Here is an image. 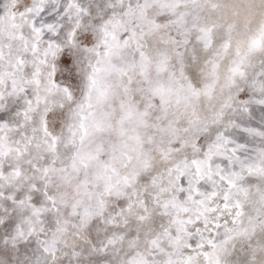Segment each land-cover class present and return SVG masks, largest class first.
<instances>
[{
  "label": "snow or ice",
  "instance_id": "snow-or-ice-1",
  "mask_svg": "<svg viewBox=\"0 0 264 264\" xmlns=\"http://www.w3.org/2000/svg\"><path fill=\"white\" fill-rule=\"evenodd\" d=\"M0 264H264V0H0Z\"/></svg>",
  "mask_w": 264,
  "mask_h": 264
}]
</instances>
